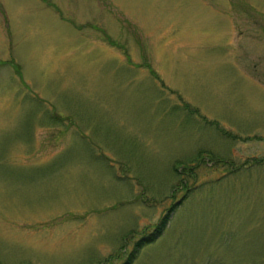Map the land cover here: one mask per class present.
I'll return each mask as SVG.
<instances>
[{
	"label": "rangeland",
	"instance_id": "obj_1",
	"mask_svg": "<svg viewBox=\"0 0 264 264\" xmlns=\"http://www.w3.org/2000/svg\"><path fill=\"white\" fill-rule=\"evenodd\" d=\"M129 259L264 264V0H0V264Z\"/></svg>",
	"mask_w": 264,
	"mask_h": 264
},
{
	"label": "trees",
	"instance_id": "obj_2",
	"mask_svg": "<svg viewBox=\"0 0 264 264\" xmlns=\"http://www.w3.org/2000/svg\"><path fill=\"white\" fill-rule=\"evenodd\" d=\"M167 220H168V214H165L161 219H160V221H159V224L157 225V228H156V230L154 231L155 232V234H160L161 233V230L163 229V227L165 226V224L167 223ZM154 234V235H155ZM148 237H150V236H148ZM147 237V238H148ZM147 238H145V239H147ZM144 238L142 239V240H145ZM141 240V241H142ZM148 240H151V238H149ZM130 263V259L127 261V262H125L124 264H129Z\"/></svg>",
	"mask_w": 264,
	"mask_h": 264
}]
</instances>
